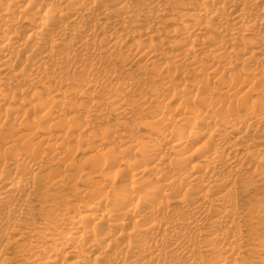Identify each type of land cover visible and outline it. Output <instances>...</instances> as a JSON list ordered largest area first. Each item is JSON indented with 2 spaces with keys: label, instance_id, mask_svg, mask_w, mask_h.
Listing matches in <instances>:
<instances>
[{
  "label": "bare ground",
  "instance_id": "1",
  "mask_svg": "<svg viewBox=\"0 0 264 264\" xmlns=\"http://www.w3.org/2000/svg\"><path fill=\"white\" fill-rule=\"evenodd\" d=\"M0 264H264V0H0Z\"/></svg>",
  "mask_w": 264,
  "mask_h": 264
},
{
  "label": "rangeland",
  "instance_id": "2",
  "mask_svg": "<svg viewBox=\"0 0 264 264\" xmlns=\"http://www.w3.org/2000/svg\"><path fill=\"white\" fill-rule=\"evenodd\" d=\"M74 161L76 165H82V162H83L82 158L78 154L74 156Z\"/></svg>",
  "mask_w": 264,
  "mask_h": 264
}]
</instances>
